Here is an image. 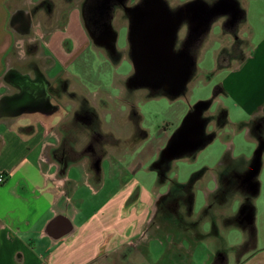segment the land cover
<instances>
[{"label":"rangeland","instance_id":"374dc122","mask_svg":"<svg viewBox=\"0 0 264 264\" xmlns=\"http://www.w3.org/2000/svg\"><path fill=\"white\" fill-rule=\"evenodd\" d=\"M43 1L53 2V11L60 13L52 14L51 10H47L50 13L40 14L37 20L49 28L56 24L62 26L66 22L67 11L74 0ZM43 1L32 5L31 10L27 12L23 11L25 9H20L13 18L11 17L15 43L9 55L13 58L15 68H9L8 74L2 75L1 81L4 84L10 81L14 86L10 88L12 94L0 97L2 102L0 107L5 112L8 109L14 115L38 114L46 128L44 139L49 143L45 147L46 155L50 160L57 162L59 171L64 170L70 162L85 160L88 171L94 175L100 174L103 168L102 171H105L107 181L110 183L114 184L115 181L114 178L111 179V172L114 169L120 170L126 177L136 176L148 188L156 186L160 194H163L168 183L170 186L172 184L178 187L182 185L179 181H186L193 173L201 174L208 167L214 172L219 169L218 165L223 155H229L231 151L224 142L226 140H232L234 154L240 152L252 156L256 146L250 142L249 132L247 133L245 129L250 122L236 126V123L250 118L249 115L241 111V108L235 107L234 96L220 94L218 90L221 80L231 68L217 69V59L223 65L231 64L230 62H234L231 60L237 55L240 56L242 54L240 50H243L239 44L237 48L235 43L230 42L233 38L231 33H223L220 24L222 17L216 20L211 28L198 35L197 47H187V53L193 58L190 74L183 90L179 94H172V86L168 87V84L164 86L168 80L167 75L160 77L161 83L152 86L149 83L135 84L132 81L134 69L128 51V15L120 9H115L113 27L111 26L117 33L116 40L105 43L88 36L90 46L84 49L75 61L69 63V66L65 67L57 59L52 60L48 56L49 52L43 50L37 41H27L32 32V30L29 32L31 18L40 13L39 10L42 9H39L40 5L45 8ZM136 1L126 0V3L131 5ZM165 1L170 9H176L191 0ZM203 1L211 5L216 0ZM246 2L241 1V4L244 6ZM20 12L24 14L22 19ZM35 18L36 16L33 20ZM222 19L224 23H228V16ZM189 32L191 31L186 21L177 30L174 48L178 49L179 43ZM249 32V27L243 24L237 34L240 39L248 42H252V38L253 40L258 38L257 34L250 38ZM45 40L44 37L40 43ZM62 42L63 46H67L63 49L69 50L68 41L63 39ZM112 52H115L116 57ZM33 62H40L43 67H39V64L36 68L32 67ZM12 74L16 75L15 79H12ZM58 76L57 83L63 85L60 91H58L59 85L55 84ZM38 77L44 80L45 91L34 92L38 97L40 95L46 97L43 102L46 103L44 107L36 104L23 105L17 103L18 101L12 103L19 94L25 96L34 89L35 83L24 81H34ZM15 82L22 83L18 85ZM237 88L240 91L239 86ZM4 91V88L0 90V92ZM56 94L59 99L54 98ZM30 100L34 102L36 99ZM223 108L228 110V123L224 126L220 123L223 120ZM192 110H200L199 129L208 136L207 139L211 135H216L215 138L192 156L173 159L169 163L164 162L161 166L157 165L162 150L168 147L176 131L188 120L184 121L188 112ZM159 145L160 151L153 154L156 146ZM69 170L75 171L78 167L71 166ZM210 173L211 171L205 174L204 181L195 184L196 191H199V187H203L205 183L213 185ZM257 180L259 192L256 196L248 195L242 198L240 194H229L225 198L227 204L224 210L226 215L234 214L236 218V216L240 217L241 209L254 208L255 228L259 238L257 246L262 248L264 253V153ZM77 182L76 187L80 189L81 181L77 180ZM92 185L95 189L98 187L95 183ZM94 193V203L97 204L103 198V194H100V191ZM197 193L199 198L196 207L205 202H212L214 194L207 197ZM161 204L163 205V202ZM171 213L172 211L167 208L157 209L155 216L153 215L147 224L145 237L138 241L136 253L149 251L148 253H152L153 257H159V252L164 251L190 253L194 256L187 261L189 264H202V262L213 264L215 256L220 255L219 257L223 258L220 254L223 252L225 260L221 259L220 263L238 264L236 259L240 260L245 248L249 246L241 244L244 233L239 226L229 223L232 222L230 220L224 222V226L221 225V237L218 239L210 235L211 231L207 227L203 228L206 230V235L200 240L188 236V239L181 241L179 236L172 237L171 233L166 236V232L169 231L167 218ZM186 213L179 212L177 216L190 219L187 218ZM211 219L214 220L215 215H212ZM222 219L224 221L228 218L223 215ZM155 233L158 238L153 240ZM251 233L252 231L249 230L247 235L251 236ZM249 255H245L246 260L239 264H264V256H252L247 259ZM128 261L133 262L130 259ZM166 263L167 260L164 258L157 262V264Z\"/></svg>","mask_w":264,"mask_h":264},{"label":"crops","instance_id":"0c3cea01","mask_svg":"<svg viewBox=\"0 0 264 264\" xmlns=\"http://www.w3.org/2000/svg\"><path fill=\"white\" fill-rule=\"evenodd\" d=\"M42 1L0 0V90L5 89L0 92V97L12 94L10 88L14 86L10 81L7 84L1 81L2 75L8 74L9 68H15L13 58L9 55L15 43L11 17L18 10L25 9L23 11L27 12L32 5ZM81 1L74 0L62 26H43L37 19L40 14L49 13L42 6L39 8L41 10L38 9L40 13L31 18L29 32H32L27 41H37L43 50L49 52L48 56L52 60L57 59L65 67L90 46L87 38L89 35L82 21ZM236 1L240 15L233 25L224 23L222 19L228 15H220L214 18L209 27L222 17L220 24L223 33H231L233 38L230 42L239 41V46L243 48L240 50L242 54L231 60L234 62L223 66L231 69L221 80L218 90L220 94L234 96L235 107L249 115L250 118L236 123V126L250 122L245 129L249 132L250 142L262 154L259 158L254 152L252 156L240 152L234 154L232 140L224 141L231 151L229 155H223L219 169L214 172L208 167L205 168V173L204 169L201 174L193 173L186 181H179L181 184L192 182L195 186L204 181V177L211 171L209 175L213 185L205 183L203 187H199V191L195 189L191 195L189 210H185L183 206H175L170 210L172 217L167 218L170 225L168 224L169 231L165 235L171 233L172 237L179 236L181 241L188 239V236L200 240L206 235L203 228L207 227L211 231L210 235L218 239L221 237V225L224 226L223 223L230 220L232 222L229 223L236 224L243 231L242 243L250 240L251 236L254 237L252 248L240 260L236 259L239 264L246 260L244 256L247 254H250L247 259L264 256L262 248L257 246L259 238L255 228L254 208L241 209L240 217L226 215L224 208L227 200L223 195H218L215 189L221 183L223 162L229 160L248 170L235 177L236 183L231 187L230 195L240 194L245 198L248 195L256 196L259 192L257 176L262 167L264 130L261 133L262 140H259L251 131V123L258 117L264 118V0ZM241 1L247 2L243 6ZM59 13L60 11L54 10L52 14ZM243 24L249 27L250 38L255 34L258 38H252V42L240 39L237 33ZM44 37L46 40L40 43ZM63 39L68 41L69 50L63 49L67 47L63 46ZM35 64V68L38 64L43 67L40 62ZM54 65L53 63V68ZM223 109L226 112L223 117L224 126L228 123V110ZM45 131V125L38 114L11 113L0 116V173L6 176L5 181L0 183V264H157L162 258L167 260L166 264H189L187 261L193 259L191 257L194 254L164 251L159 252V257H153L149 251L135 252L138 241L145 237L149 220L157 211V195L161 194L156 186L148 188L136 176L126 177L123 171L115 169L110 174L111 179H115L114 184L110 183L103 168L100 174L94 175L88 171L85 160L70 162L64 170L59 171L57 162L46 155L45 147L49 143L44 139ZM215 136L211 135L197 151L213 141ZM160 145L156 146L153 154L160 151ZM71 166L78 167V170H69ZM77 180L81 181L80 189L76 187ZM92 183L98 187L95 189ZM105 190L111 192H104ZM99 191L103 198L95 204L94 192L97 194ZM197 192L207 197L214 194L212 202L196 207L199 198ZM179 212H187V218L190 219L185 220L197 221L198 229L193 231L185 220L179 219ZM212 215H215L214 220L211 219ZM223 215L228 219L223 221ZM249 230L252 231L251 236L247 235ZM157 238L155 233L152 239ZM220 254L223 258L215 256L213 264H222L221 259L225 260V253ZM227 259L226 257V261Z\"/></svg>","mask_w":264,"mask_h":264},{"label":"water","instance_id":"95a60500","mask_svg":"<svg viewBox=\"0 0 264 264\" xmlns=\"http://www.w3.org/2000/svg\"><path fill=\"white\" fill-rule=\"evenodd\" d=\"M130 13L132 24L127 35L134 69L132 81L135 84L149 83L152 86L160 81L161 76L167 75L168 80L164 86H172L171 93L179 94L189 77L193 61L187 53V47L182 55L174 48L181 23L186 20L191 31L189 33L198 36L202 31H207L214 18L220 15L229 14L231 18L228 19V24L233 25L240 15V8L236 0H216L211 5L203 0H191L172 11L164 0H146L145 6L137 14L135 10H130ZM111 40H116V36ZM34 91L43 93L45 89L36 83L30 91L31 94H19L12 103L18 101L17 103L24 104L29 98L38 101ZM196 112L199 114L200 110ZM8 114H11L8 109L5 112L0 107V116ZM254 154L259 158L262 151L255 149Z\"/></svg>","mask_w":264,"mask_h":264},{"label":"flooded vegetation","instance_id":"af4514ba","mask_svg":"<svg viewBox=\"0 0 264 264\" xmlns=\"http://www.w3.org/2000/svg\"><path fill=\"white\" fill-rule=\"evenodd\" d=\"M145 2L146 0H137L133 4L127 5L126 0H124L123 2L119 0H82L81 1L82 21L87 35L93 37V39L100 40L105 43L106 42L112 43L113 40H111V38L113 36H117L116 31L112 29L113 27L112 20L114 18L113 14L115 12V9H120L128 15L127 21L129 23V28H128V32H129L132 24L130 10H135L137 14L138 10H140L145 6ZM44 7L46 8V10L48 11L51 10V12H53L54 3L53 2L51 3L50 1H47V3L44 2ZM178 8L179 6L176 7V9H171V10L175 11ZM20 14H21L20 19H22L24 17V14L21 12ZM228 18H231L229 14H228ZM182 23H186V20H184ZM109 24H111L112 27L109 26ZM179 44L180 46L178 47V49L175 48V50L177 53L182 55V53L184 54L185 52L184 50H186V47L189 46L197 47L198 36L197 35L195 36L194 34L191 33H187L186 37H184ZM128 45H129L128 51L130 55L131 44L129 43V40H128ZM112 53L116 57L115 52ZM130 61H132L131 56H130ZM35 65L36 64L33 62L32 67H35ZM15 78L16 75L12 74V79ZM58 78L59 76L55 79V84L59 85L58 91H60L63 89V85H61V83H57ZM24 82H33L35 84L38 83L42 86V88L45 85L44 80H42L39 77L34 81L26 80ZM15 83L19 85L22 82H15ZM150 90L152 89L150 88ZM54 98L59 99L58 94H56ZM45 100L46 97L44 95L42 96L40 95V97H38V101L32 102V100L27 99L23 105L36 104L43 108L44 105L46 104L43 103ZM199 116L200 115H198L195 110L189 111V114L184 121H186L187 119L188 120L186 121L185 124H183L179 128V130L176 131L168 147L165 150H162L157 165L161 166L164 162L169 163L170 160L173 159L192 156L193 153H195L200 147L203 146L208 136H205L204 132L199 129ZM263 130H264V118L258 117L254 122L251 123V131L254 135L259 137V140H262L261 133ZM247 171H248L247 168L246 169L240 168L237 164L231 163L229 160H225L223 162V169L221 171V181H220L221 183L215 189V192L218 195H223L224 198L228 197L231 192V187L236 183L235 177L239 173L243 174ZM168 185L169 183L167 184V187L164 190V192H162L163 194L157 195L156 208L159 209L161 207V208H167L169 210H173L175 206L176 207L183 206L185 207V210H189L191 205V195L195 191V189L193 188L194 184L192 182H188L178 187L172 184L171 186ZM161 202H163V205L161 204ZM179 219H181L182 221L185 220L183 217ZM185 222L189 224V227L193 231L198 229L197 221L185 220ZM212 226H213V222L211 221L210 227Z\"/></svg>","mask_w":264,"mask_h":264},{"label":"trees","instance_id":"16d2710c","mask_svg":"<svg viewBox=\"0 0 264 264\" xmlns=\"http://www.w3.org/2000/svg\"><path fill=\"white\" fill-rule=\"evenodd\" d=\"M238 44H239V41L235 43V46L237 47ZM237 48H238V47H237ZM221 51H223V49H222ZM220 54H221V53H220ZM223 66H224V65L221 64V63L219 62V60L217 59V68H221V67H223ZM225 113H226L225 110L222 109L223 117L225 116ZM220 123H221V124H224V123H225V119H223L222 122H220ZM243 124H245V123H240V124H238V125L242 126ZM253 238H254V237L251 236V237H250V240H247V241H245L244 243H242L243 245H246V246L249 245V246H247V247L245 248V250H244L243 253L249 251L250 248H252V246L254 245V244L252 243Z\"/></svg>","mask_w":264,"mask_h":264},{"label":"built area","instance_id":"2783aa9c","mask_svg":"<svg viewBox=\"0 0 264 264\" xmlns=\"http://www.w3.org/2000/svg\"><path fill=\"white\" fill-rule=\"evenodd\" d=\"M6 179V176L3 173H0V183H3Z\"/></svg>","mask_w":264,"mask_h":264}]
</instances>
